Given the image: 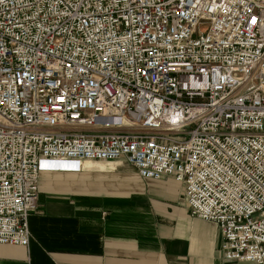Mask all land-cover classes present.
<instances>
[{
  "label": "built area",
  "instance_id": "2783aa9c",
  "mask_svg": "<svg viewBox=\"0 0 264 264\" xmlns=\"http://www.w3.org/2000/svg\"><path fill=\"white\" fill-rule=\"evenodd\" d=\"M119 159L264 264V0H0V244L41 171Z\"/></svg>",
  "mask_w": 264,
  "mask_h": 264
},
{
  "label": "crops",
  "instance_id": "0c3cea01",
  "mask_svg": "<svg viewBox=\"0 0 264 264\" xmlns=\"http://www.w3.org/2000/svg\"><path fill=\"white\" fill-rule=\"evenodd\" d=\"M85 166L40 172L30 242L0 244V264H249L223 258L219 228L190 216L173 178L123 159Z\"/></svg>",
  "mask_w": 264,
  "mask_h": 264
},
{
  "label": "rangeland",
  "instance_id": "374dc122",
  "mask_svg": "<svg viewBox=\"0 0 264 264\" xmlns=\"http://www.w3.org/2000/svg\"><path fill=\"white\" fill-rule=\"evenodd\" d=\"M249 264H252V263H249Z\"/></svg>",
  "mask_w": 264,
  "mask_h": 264
}]
</instances>
